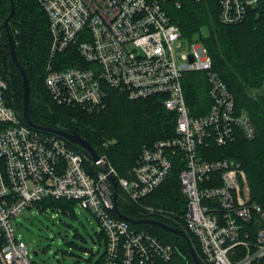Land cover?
<instances>
[{"label":"built area","instance_id":"obj_1","mask_svg":"<svg viewBox=\"0 0 264 264\" xmlns=\"http://www.w3.org/2000/svg\"><path fill=\"white\" fill-rule=\"evenodd\" d=\"M36 1L48 18L50 56L66 52L77 59L64 68L46 66L44 82L58 103L92 112L103 107L108 88L129 98L158 94L164 107L176 114L175 134L143 146L130 177L118 176L101 157L107 172L99 169L92 175L83 165L84 153L56 134L21 122L5 101L8 82L0 69V123L5 125L0 129V264H36L12 221L46 198L74 200L96 216L104 234L103 259L92 264L169 260L171 245L110 215V177L131 200L139 201L168 177L176 156L186 197L182 221L198 241L200 262L264 264V208L252 201L244 171L231 158L204 159L199 154V146L207 141L225 145L238 134L252 139L255 127L246 112L236 109L199 40L190 41L183 61L175 62L173 44L184 38L163 6L166 0ZM259 1L219 0V20L236 24ZM187 71L206 74L210 104L205 114H191L186 103L182 77Z\"/></svg>","mask_w":264,"mask_h":264},{"label":"trees","instance_id":"obj_2","mask_svg":"<svg viewBox=\"0 0 264 264\" xmlns=\"http://www.w3.org/2000/svg\"><path fill=\"white\" fill-rule=\"evenodd\" d=\"M178 1L179 6L174 5V0L164 2L167 14L179 26L184 39L199 40L206 48L212 60V70L227 85L236 109L246 111L256 130L252 139L238 134L234 141L225 145L204 142L199 146V154L204 159L235 160L246 175L252 201L264 208V0L248 7L245 18L231 25L219 20V0ZM13 4L14 12L8 28L18 63L27 77L29 115L33 123L79 134L114 167L118 176L130 177L143 146L175 134V112L164 107L158 94L129 98L113 88H108L104 105L97 111L88 112L78 105L58 103L44 82L46 66L51 64L54 69L64 68L77 62V59L66 52L50 56L49 22L36 0H13ZM9 11L10 1L0 0L1 25ZM202 28L207 29L205 37L201 35ZM0 50V69L8 82L4 98L24 122L22 76L11 61L3 27ZM182 86L191 114H205L210 104L205 72H185ZM4 126L0 123V129ZM42 132L54 135L45 130ZM66 143L70 148L84 153L86 159L89 158L79 145L67 140ZM87 160L88 164L83 160L86 169L97 167ZM181 167L178 156L174 157L168 177L139 201L131 200L126 194L121 197L123 191L117 184L116 206L122 215L133 219H155L181 228L187 234V238H184L154 224L128 222L132 229L152 233L163 243L171 245L173 251L169 260L156 257L151 264H194L191 249L201 261L198 241L182 221L186 197L180 189ZM74 203V200L46 198L33 206L40 209L54 206L66 212L72 210ZM110 215L121 218L114 210L110 211ZM97 235L103 241V232ZM102 259L103 253L96 263Z\"/></svg>","mask_w":264,"mask_h":264},{"label":"rangeland","instance_id":"obj_3","mask_svg":"<svg viewBox=\"0 0 264 264\" xmlns=\"http://www.w3.org/2000/svg\"><path fill=\"white\" fill-rule=\"evenodd\" d=\"M201 35H207L206 28H202ZM189 45L187 39L180 40L179 45L173 44L176 63L183 61L182 54L189 52ZM87 159L83 157L85 164ZM106 165L110 164L106 161ZM87 170L96 175L99 167ZM120 196L126 195L121 192ZM68 212L54 206L43 209L31 206L14 217L15 234L26 244L28 255L36 264H92L101 256L103 245L97 235L100 223L96 216L77 202Z\"/></svg>","mask_w":264,"mask_h":264},{"label":"water","instance_id":"obj_4","mask_svg":"<svg viewBox=\"0 0 264 264\" xmlns=\"http://www.w3.org/2000/svg\"><path fill=\"white\" fill-rule=\"evenodd\" d=\"M9 1H10V11H9L8 15L5 17V19L2 23V27H3V30L5 32L6 38H7L11 61L19 69L21 76H22V81H23L22 116H23L25 123L27 125H29L30 127L38 128L41 130H45V131L54 133V134L58 135L59 137L65 139L71 143L79 145L80 147L83 148V151L88 155L89 159L92 160V162L95 163L101 171L107 172L106 166L101 161V158L96 153L95 149L84 138H82L79 134L63 130L62 128H59V127L39 126V125H36L35 123H33V121L31 120L30 115H29L28 81H27V77H26V74H25L23 68L18 63L14 44H13V40H12V37L9 33V28H8L9 19L14 12L13 0H9ZM192 60H193L192 57H190V61H192ZM110 179H111L112 185H113L114 211L119 217H121V218H123V219H125L128 222L133 223V224H137V223L154 224V225L159 226V227H161L167 231H170V232L175 233L177 235H180L184 238H187L186 232L181 228L172 227V226L167 225L161 221L151 219V218L133 219V218H129V217L122 215L118 211L117 206H116V195H117L116 181H115L114 177H112V176L110 177ZM190 253H191L194 264H201L200 260L196 256V253L194 252V250L191 249Z\"/></svg>","mask_w":264,"mask_h":264},{"label":"crops","instance_id":"obj_5","mask_svg":"<svg viewBox=\"0 0 264 264\" xmlns=\"http://www.w3.org/2000/svg\"><path fill=\"white\" fill-rule=\"evenodd\" d=\"M68 212V210L66 211V213ZM69 213V212H68Z\"/></svg>","mask_w":264,"mask_h":264}]
</instances>
